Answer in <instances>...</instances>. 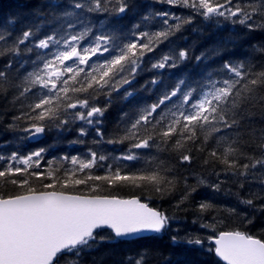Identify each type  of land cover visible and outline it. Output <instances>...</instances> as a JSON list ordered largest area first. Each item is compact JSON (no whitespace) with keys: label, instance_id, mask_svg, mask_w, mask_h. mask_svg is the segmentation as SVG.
<instances>
[{"label":"snow or ice","instance_id":"6c2138e0","mask_svg":"<svg viewBox=\"0 0 264 264\" xmlns=\"http://www.w3.org/2000/svg\"><path fill=\"white\" fill-rule=\"evenodd\" d=\"M19 7L0 23V98L11 95L16 113L3 131L25 146L55 132L85 150L48 158L53 145L9 151L13 142L4 141L0 264H84L102 245L171 230L176 217L138 197L97 194L102 186L131 185L164 199L182 185L179 208L201 187L219 193L229 180L240 189L258 181L259 192L237 200L264 212V127L252 124L255 109L264 114V39L253 43L264 36V0H24ZM197 21L216 36L199 55L197 41L171 43ZM192 32L204 35L200 27ZM165 43L168 51L157 56ZM146 72L153 75L136 87ZM116 99L121 107L109 130L105 118ZM197 156L208 171L193 173L190 185L178 165L191 167ZM82 188L88 194H77ZM197 211L201 220L211 211L248 220L210 201ZM200 228L211 234L177 229L171 245L203 248L207 241L225 264H264V239L217 231L215 217ZM155 254L143 248L114 264H149Z\"/></svg>","mask_w":264,"mask_h":264},{"label":"trees","instance_id":"16d2710c","mask_svg":"<svg viewBox=\"0 0 264 264\" xmlns=\"http://www.w3.org/2000/svg\"><path fill=\"white\" fill-rule=\"evenodd\" d=\"M23 2L24 0H0V23H3L5 18L12 16L14 13L20 12L21 9L19 5ZM166 7V5L157 6L156 10L163 11ZM122 23L128 24L129 21L125 20ZM195 27H200L203 30L204 35L199 36L194 34L192 32V28ZM214 31L215 28L212 25L197 21V23L192 25L191 28L184 31L182 35L178 34L173 37L171 43L177 48H187L193 43V41H197L194 48V54L199 55L201 51L210 48L215 43L216 36L212 35ZM224 34L227 33H217V35ZM182 36H186L188 39L184 40ZM261 39H264V36L254 40L253 43L259 44ZM168 48L169 44L167 43L161 45L159 50L156 52V55L159 56L164 52H167ZM152 75V73H144L142 77L138 78L139 83L136 87L143 84L145 80L150 79ZM143 95H150V93H143ZM10 101L11 95L8 96L7 100L0 98V113H8L7 115H0V147L4 146L5 140L13 142L8 148L9 151L15 150L17 146L21 147L24 152H28L37 147H47L48 145H53L54 147L48 158H51V156L61 157L65 154L75 155L76 149L81 152L85 150L83 146L70 145L67 143V140L73 139L72 136L57 139L55 132L41 138L39 143L30 142L26 146L24 144H17L12 133H5L3 131V127L6 126L7 123L11 122V116L16 114ZM149 103H151V101H149ZM120 107V101L116 99L113 106L109 109V113L106 114L105 125L109 128V130L115 126L116 117L119 115ZM262 115L264 114H262L258 108L254 110V115L252 116V124L254 127H264ZM173 163L175 164L176 162L173 161ZM60 166V163H56L53 165V168H60ZM178 168L183 175L189 176L190 185H195L196 183L195 177L192 175L193 173L204 175L208 171V169L203 166V158L200 156H197L193 160L191 167H188L187 165H178ZM257 183L258 181H252L251 186L246 184L243 189H240L237 184L229 180L222 186L223 190L219 193L214 192L210 188L201 187L179 208L176 207V204L184 192L182 185L178 186L177 191H175L172 195L164 199L158 198L151 191L142 190L131 185H121L118 187L102 186L97 194L114 195L119 197L137 196L143 201H146L152 207L165 211L168 215L176 217V219L172 223L171 230L162 236H155L154 234L148 236L154 237L152 239L140 243L121 244L115 246V248L111 245H102L99 250L85 256L84 264H93V260L96 261V264H114V261H119L125 256H134L143 248L156 250V254L150 256L149 264H163L166 258L171 259L174 264H225L214 254L207 251V248L209 247V243L207 241L205 242L203 248H200L199 246L193 248H175L171 245L170 236L176 234L175 230L179 229L180 236H184L186 233H191L200 237H207L211 234V229H201L200 224L203 222H212L215 217L217 221V231L238 230L264 239V212L241 205L237 200V194L241 198H251L249 196L250 192H259L260 189L257 187ZM77 194H88V192L87 189L82 188ZM202 201H210L213 204L220 205L224 208L234 207L237 209L238 213L246 214L248 220H251V223H248V220L243 219L240 215H229L227 212L218 213L216 211L203 214V220H201V214L197 211V205ZM258 206L259 202H257V208ZM194 220L196 223H193ZM130 240H136V238Z\"/></svg>","mask_w":264,"mask_h":264},{"label":"water","instance_id":"95a60500","mask_svg":"<svg viewBox=\"0 0 264 264\" xmlns=\"http://www.w3.org/2000/svg\"><path fill=\"white\" fill-rule=\"evenodd\" d=\"M118 198H121V197H118ZM130 198H132V197H129V198H121V199H130ZM142 202H144V201H142ZM146 203V202H145ZM151 207V206H150ZM142 235H144V236H150V235H153V234H151V233H144V234H142ZM132 238H136V237H130L129 239H132ZM225 263V262H224Z\"/></svg>","mask_w":264,"mask_h":264}]
</instances>
